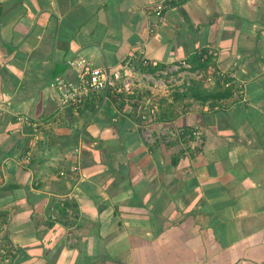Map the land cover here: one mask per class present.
I'll list each match as a JSON object with an SVG mask.
<instances>
[{"label": "crops", "instance_id": "obj_1", "mask_svg": "<svg viewBox=\"0 0 264 264\" xmlns=\"http://www.w3.org/2000/svg\"><path fill=\"white\" fill-rule=\"evenodd\" d=\"M200 51L230 96L162 82L182 60L209 74ZM86 66L120 68L121 91L59 108L51 83ZM0 248L13 264H264V0H0Z\"/></svg>", "mask_w": 264, "mask_h": 264}, {"label": "built area", "instance_id": "obj_2", "mask_svg": "<svg viewBox=\"0 0 264 264\" xmlns=\"http://www.w3.org/2000/svg\"><path fill=\"white\" fill-rule=\"evenodd\" d=\"M162 5H157L155 11L157 15L161 14ZM208 54L215 57L216 51L213 49L208 50ZM191 65L182 60L181 62L170 64L165 66L161 74L168 75L175 72L179 73L181 69L190 70ZM215 77H220L223 80H228L227 75L216 70L214 76L208 75L206 82L210 83L215 80ZM122 78L120 68H95L86 66L78 75L76 82L64 81L61 79H55L51 86L55 89L57 94V100L59 108H79L85 104V102L94 94L100 92H120V88L117 84ZM229 82H224V87H229ZM76 170L77 167H74ZM63 175V173L61 172ZM0 264H13L12 255L7 253L4 248H0Z\"/></svg>", "mask_w": 264, "mask_h": 264}, {"label": "trees", "instance_id": "obj_3", "mask_svg": "<svg viewBox=\"0 0 264 264\" xmlns=\"http://www.w3.org/2000/svg\"><path fill=\"white\" fill-rule=\"evenodd\" d=\"M205 53H206V51H200L198 54H196V58L193 59V60L197 61V63L194 64V62H193L192 66L194 68L206 69L209 72V74L214 76L215 73H216V70L215 69L211 70V67H212V63H211V59H210L211 55H209L208 51H207V56H210V57L202 58ZM226 81L230 83L229 87H224V82H226ZM214 82H216V84L220 83L221 87H223L224 90L223 91L220 90L219 93L213 95L212 96L213 99L225 98V97H228V96L231 95L232 90L234 89V83H233L232 80L228 79V80H223L222 81V79L220 77L219 78L215 77ZM192 89L197 92V88H192ZM208 98H210V97H203V100H206Z\"/></svg>", "mask_w": 264, "mask_h": 264}, {"label": "rangeland", "instance_id": "obj_4", "mask_svg": "<svg viewBox=\"0 0 264 264\" xmlns=\"http://www.w3.org/2000/svg\"><path fill=\"white\" fill-rule=\"evenodd\" d=\"M182 70V69H181ZM159 75L164 78V84H166L167 88L169 89V86L171 85L172 87H175L176 90H183V86L186 85V81L189 80L191 81V84H193L194 82H202L205 81L206 82V77L209 74H198L196 73L194 76L192 75H186V77L184 75H180L177 72L173 73V74H168V75H164L159 73ZM130 75L128 74L127 77H129ZM131 80L134 82H140L143 80H146L145 78H143L142 76H130ZM130 80V79H129ZM145 82V81H144ZM180 88V89H179ZM171 93H173L172 88L170 90ZM182 93V92H181Z\"/></svg>", "mask_w": 264, "mask_h": 264}, {"label": "bare ground", "instance_id": "obj_5", "mask_svg": "<svg viewBox=\"0 0 264 264\" xmlns=\"http://www.w3.org/2000/svg\"><path fill=\"white\" fill-rule=\"evenodd\" d=\"M162 64V63H161ZM201 70V69H200ZM194 76V75H193ZM236 84V83H235ZM220 88V87H219ZM242 88V87H241ZM240 89V88H239ZM181 94V93H180ZM148 97V96H147ZM83 107V106H82ZM43 122V121H42ZM48 122V121H47ZM168 126V125H167ZM42 127V126H41ZM32 130V129H31ZM152 136V135H151ZM19 251V250H18Z\"/></svg>", "mask_w": 264, "mask_h": 264}]
</instances>
